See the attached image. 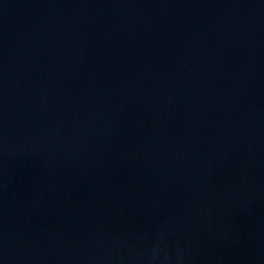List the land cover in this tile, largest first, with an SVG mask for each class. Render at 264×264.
Returning <instances> with one entry per match:
<instances>
[{
  "label": "water",
  "instance_id": "water-1",
  "mask_svg": "<svg viewBox=\"0 0 264 264\" xmlns=\"http://www.w3.org/2000/svg\"><path fill=\"white\" fill-rule=\"evenodd\" d=\"M0 264H264V0H0Z\"/></svg>",
  "mask_w": 264,
  "mask_h": 264
}]
</instances>
